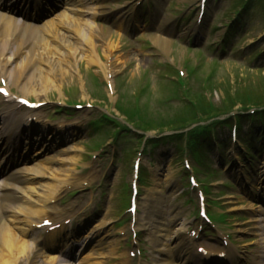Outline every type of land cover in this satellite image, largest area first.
Listing matches in <instances>:
<instances>
[{
    "label": "rangeland",
    "instance_id": "1",
    "mask_svg": "<svg viewBox=\"0 0 264 264\" xmlns=\"http://www.w3.org/2000/svg\"><path fill=\"white\" fill-rule=\"evenodd\" d=\"M150 1L151 8L146 5L137 7L138 0L101 1V6L113 11L122 10L121 15L125 13L127 28H131L130 21L135 19L137 23L134 25L141 29V33L128 38L118 23L88 27L92 31L90 38L103 62L102 69L97 65L87 66L84 59L87 47L80 40L78 46L83 53L76 51L74 59L61 64L64 70L58 73L57 84L47 92L37 90V96H27L31 100L47 102V106L42 108L43 118L48 117L64 126L71 123L76 128L73 129L76 132L74 136L68 134L72 139L69 146L50 156L46 166L56 168V171L63 169L64 174L74 169L76 164L75 176L69 179L70 184L65 185L67 188L56 200L61 211L60 222L72 219L70 228L73 231L79 222L73 218L78 215L85 217L90 226L79 236H85L101 225L97 233L84 241L88 251L86 255L92 253L94 262L101 264H175L179 257L168 252L177 244L181 247V243L188 241L195 229L193 240L197 245L202 242L214 244L217 235L228 236L232 244L230 248L235 250V256L230 259L232 264H264V149L249 163L252 158L245 155V148L240 142L252 132L249 125L253 124L252 130L258 134L259 129L264 132V124L251 117L240 118V139L238 137L234 142L229 138L234 117L228 121L229 127L220 125L213 128L216 140L228 144L226 148L232 147V150L224 151L229 163L219 164L217 162L220 156L223 158V150H220V155L217 150L207 156L201 152L202 156L194 162L187 155L189 151L184 153L186 142L181 139V134L188 130L182 132L180 126L173 127L181 124L182 118L172 123L166 121L170 126L167 129H154L142 135L131 128V119L124 122V106L129 108V112L133 110L131 115L134 118L154 128L157 116L170 118L175 115V107L180 109V103L186 105V102L172 99L169 105L166 98H173L171 89L175 88L174 79L181 86H186L184 77L194 89L200 79L209 80L214 87L200 92L221 112L240 96L249 100L264 96V1L250 0L249 6L240 12L239 8L246 5V0L243 4L239 0H205L206 10L200 22L197 16L201 0ZM164 18L169 21L158 25L159 19L162 22ZM235 18L239 23H234ZM109 37L112 41L106 43ZM54 38L62 42L56 38V33ZM161 38L166 39L165 49L158 45ZM111 46H114V51ZM103 50L112 52L111 59L104 58ZM164 64L168 68L160 66ZM104 65H107L106 70ZM193 66L195 71L189 72ZM25 69L27 67H23ZM105 71H110L111 78L105 76ZM26 75L24 77L28 79L30 69ZM93 75L98 77L99 83L92 78ZM107 81L111 85L114 83L115 92L113 88L112 92L108 90ZM31 82L35 83V80ZM13 90L21 94L17 88ZM96 91L101 92V100L91 96ZM192 91L196 95L190 88L193 96ZM117 99L119 104L115 109L113 104ZM67 100L81 104L83 110L64 108ZM24 112L22 110L17 114ZM103 112L113 114V120L116 118L126 124L131 131L124 129L118 133L115 129L117 125L111 122L99 124L102 121L100 113ZM163 131L167 132L164 136L172 135L174 138L165 137L153 148L151 139H159L161 136L158 134ZM115 132L118 136L112 139ZM100 144L104 147L97 150ZM254 144L264 146V138ZM186 159L191 164L189 169L184 163ZM136 160L140 162L141 169L137 180V212L133 222L127 204L131 182L135 179L133 166ZM192 176L202 190L204 186H209L205 199L211 219L219 213L230 214L223 217L222 223L214 222V228L204 224L197 213V195L201 190L191 188L189 177ZM59 183L56 181V184ZM148 209H155L154 214L148 213ZM145 218L150 222L153 219L167 223L163 231L167 243L163 248L167 253L151 248L149 240L156 223L151 222V226H147ZM201 225L205 229L202 232ZM133 230L140 233L139 237L132 239ZM179 232L182 234L179 235ZM73 234L76 235V231ZM90 245L94 246L93 251L89 249ZM137 249L141 254L136 258L130 257V252H137ZM82 257L67 260L66 264H78Z\"/></svg>",
    "mask_w": 264,
    "mask_h": 264
},
{
    "label": "bare ground",
    "instance_id": "2",
    "mask_svg": "<svg viewBox=\"0 0 264 264\" xmlns=\"http://www.w3.org/2000/svg\"><path fill=\"white\" fill-rule=\"evenodd\" d=\"M94 2H96V5L92 6L90 3ZM100 7L97 5V0H72L70 4L64 7L65 10L44 21L40 27L30 26L28 23L18 21L13 16L0 13V57H3L4 64L2 65L4 69L1 70L0 77H6L10 84L18 86L23 95H37V90L47 92L57 84V78L60 76L58 73L64 70L61 64L74 59L76 51L83 53V50L78 46L80 45V40L84 41L85 47H87L85 49L87 54L84 55L87 66L97 65L98 68L102 69L103 62L97 54V46L90 38V34L87 35L85 31L87 25H92V20L97 13L106 14V11L101 10ZM90 16L91 19L87 18ZM168 21V18H164L162 22ZM57 25L64 27L63 32L57 29ZM21 28H23L22 34L20 32ZM15 31L20 33L21 36H15ZM91 32L90 30L89 33ZM55 33L56 38L62 41L59 42L60 45H56L54 40ZM108 39L110 40V37ZM32 40L33 42H31ZM158 45L160 48L165 49L166 39L161 38ZM111 47L114 51V46ZM21 54L25 55L22 60L18 61ZM102 55L104 58H110L112 57V52L103 50ZM16 57L17 59L11 66V60ZM23 67H27V69L23 70ZM106 67L107 65H104L103 69L106 70ZM28 69H30L31 75L26 79L24 75H26ZM33 79L35 83L31 82ZM10 108H13L10 104L7 107L0 108V116H2L3 120L4 117L8 116L6 115L7 112L3 113L4 110ZM31 122L29 116L24 115L21 120L14 119L11 122L3 123L1 133L13 131L9 135L15 137L13 143H17L19 135L25 128H28L30 132L33 130L44 131V129L39 128L33 129L34 126ZM70 133L74 136L73 132ZM36 136L40 138L38 134ZM4 145L5 147H3ZM3 146L1 149L4 152L8 144L5 143ZM9 146L11 149L16 147L12 143H9ZM43 150L44 145L41 151L37 152V156L41 155ZM43 163L42 161H37L31 166L19 170L17 176L13 178L17 183L8 184L6 180L0 183L1 187H6L12 192L10 195L2 196L0 208V264H64L60 256L49 252L50 248L48 246H44L41 251L36 247V242L39 239L35 235L34 229L36 228H34V225H38L45 218H48L46 215L56 214L59 211L53 205L54 200L61 193V189L64 188L69 179L75 176L76 164L74 169L69 170V173L63 174V169L56 171V168L50 169ZM59 176L62 177L59 178ZM41 178H46L47 181H41ZM56 181L60 182L59 185L56 184ZM147 211L153 215L155 209H148ZM174 218L177 220V215ZM144 220L150 226L151 222L153 224L156 223L152 230L154 239L152 249L167 253L163 248L167 244L163 238V231L166 230L167 223L162 220L154 221L152 219L151 222L149 219ZM100 228L101 225H97L93 231L85 236V239L91 238ZM64 232L65 229L62 228L48 233L50 236L47 240L51 242L50 245L61 244L60 238ZM181 233L179 232V235ZM173 247L175 253L178 247V249L181 248L179 245ZM168 253L171 254L172 252ZM180 259L175 264H186ZM201 260L198 263H194L193 260L191 262L200 264ZM78 264H101V262H94V255L90 253L84 255L78 261ZM160 264L166 263L161 262Z\"/></svg>",
    "mask_w": 264,
    "mask_h": 264
},
{
    "label": "trees",
    "instance_id": "3",
    "mask_svg": "<svg viewBox=\"0 0 264 264\" xmlns=\"http://www.w3.org/2000/svg\"><path fill=\"white\" fill-rule=\"evenodd\" d=\"M251 98L254 99V98H256V97H251ZM240 99H241V101H243V102H244L245 100H249V99H244V96H240ZM252 99H251V100H252ZM197 104H198V101H197L196 104H195V103L193 104V108H194V109L196 108V105H197ZM204 106H206V104H204ZM196 111H197V110L191 111V116L194 117V116L196 115V113H197ZM200 111H201V112H204V111H203V108H202ZM182 118H183V117H182ZM183 121H184V120H182V122H183ZM203 132L206 133L207 131H203ZM196 143H197V142H194V143H193V148H196V145H195Z\"/></svg>",
    "mask_w": 264,
    "mask_h": 264
}]
</instances>
